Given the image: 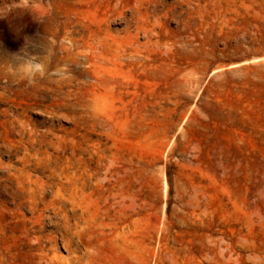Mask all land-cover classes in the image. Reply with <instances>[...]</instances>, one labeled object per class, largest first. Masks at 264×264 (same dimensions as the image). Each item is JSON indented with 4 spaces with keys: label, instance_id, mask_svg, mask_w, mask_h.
Masks as SVG:
<instances>
[{
    "label": "rangeland",
    "instance_id": "obj_1",
    "mask_svg": "<svg viewBox=\"0 0 264 264\" xmlns=\"http://www.w3.org/2000/svg\"><path fill=\"white\" fill-rule=\"evenodd\" d=\"M0 264H264V0H0Z\"/></svg>",
    "mask_w": 264,
    "mask_h": 264
},
{
    "label": "clouds",
    "instance_id": "obj_2",
    "mask_svg": "<svg viewBox=\"0 0 264 264\" xmlns=\"http://www.w3.org/2000/svg\"><path fill=\"white\" fill-rule=\"evenodd\" d=\"M18 67L24 73L29 74V73H35L40 68V65L35 63L33 59L24 57L21 59V62L18 65Z\"/></svg>",
    "mask_w": 264,
    "mask_h": 264
}]
</instances>
